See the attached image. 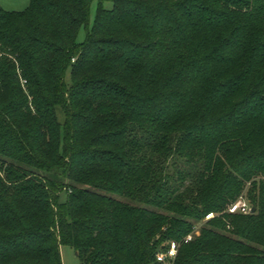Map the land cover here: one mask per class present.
Returning <instances> with one entry per match:
<instances>
[{"label": "trees", "instance_id": "16d2710c", "mask_svg": "<svg viewBox=\"0 0 264 264\" xmlns=\"http://www.w3.org/2000/svg\"><path fill=\"white\" fill-rule=\"evenodd\" d=\"M93 1L0 5V264H264V0Z\"/></svg>", "mask_w": 264, "mask_h": 264}, {"label": "rangeland", "instance_id": "374dc122", "mask_svg": "<svg viewBox=\"0 0 264 264\" xmlns=\"http://www.w3.org/2000/svg\"><path fill=\"white\" fill-rule=\"evenodd\" d=\"M31 3V0H0V5L7 11H23L25 10ZM105 6L110 8L112 7V3L111 2H106ZM98 7H99V1L98 0H94L91 6V16H90V27L93 25L95 19H96V14L98 11ZM87 36V30L85 27H83L80 31V34L78 36V40L79 41H83L86 39ZM69 74V73H68ZM69 76V75H68ZM70 79V76H69ZM67 189L63 190L61 192V200L65 201L67 199V194L66 191ZM246 196L241 194L240 198H245ZM237 199V200H238ZM247 202H249L246 199ZM218 213H214V216L211 218H205V221L199 223L196 225V229H195V233H194V237L199 236L201 234V229L203 227V225L206 223V221L208 219H213L215 216H217ZM61 253H62V260L64 264H78V257L76 254V250L69 244H63L61 246Z\"/></svg>", "mask_w": 264, "mask_h": 264}, {"label": "built area", "instance_id": "2783aa9c", "mask_svg": "<svg viewBox=\"0 0 264 264\" xmlns=\"http://www.w3.org/2000/svg\"><path fill=\"white\" fill-rule=\"evenodd\" d=\"M252 207L249 202L246 201L244 198H240L233 203L230 204L228 211L231 213H249L251 212ZM214 216V213L211 212L207 215V218H211ZM194 233L192 232L188 234L185 238V242H189L194 238ZM181 243L176 240H171L167 243L165 249L160 250L157 253V261L162 264H175V259L178 254V250L180 248Z\"/></svg>", "mask_w": 264, "mask_h": 264}, {"label": "water", "instance_id": "95a60500", "mask_svg": "<svg viewBox=\"0 0 264 264\" xmlns=\"http://www.w3.org/2000/svg\"><path fill=\"white\" fill-rule=\"evenodd\" d=\"M255 211H256V208L253 207L252 210H251V212L254 213Z\"/></svg>", "mask_w": 264, "mask_h": 264}]
</instances>
